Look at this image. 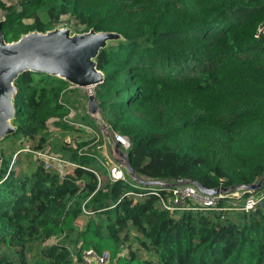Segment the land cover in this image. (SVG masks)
I'll list each match as a JSON object with an SVG mask.
<instances>
[{"label": "trees", "instance_id": "1", "mask_svg": "<svg viewBox=\"0 0 264 264\" xmlns=\"http://www.w3.org/2000/svg\"><path fill=\"white\" fill-rule=\"evenodd\" d=\"M15 1L0 0L6 43L50 31L62 16L78 33L120 35L94 58L103 79L93 94L103 124L132 143L140 178L214 189L262 176L264 0ZM13 85L17 128L0 139V264H78L88 249L108 252V264H264V182L242 194L263 195L254 211L226 210L228 197L222 210L169 213L152 194L128 196L141 189L128 176L99 185L91 170L105 171L97 152L80 151L84 142L51 144L76 165L59 176L17 145L25 138L31 148L48 146L50 118L64 134L82 132L63 121L78 88L34 71Z\"/></svg>", "mask_w": 264, "mask_h": 264}, {"label": "water", "instance_id": "2", "mask_svg": "<svg viewBox=\"0 0 264 264\" xmlns=\"http://www.w3.org/2000/svg\"><path fill=\"white\" fill-rule=\"evenodd\" d=\"M2 21L0 22L1 26ZM113 32H95L93 29L70 35L67 29L54 28L45 33L29 32L17 41L6 43L0 30V139L12 134L17 128L13 124L14 108L12 98L15 92L14 80L24 71L41 72L66 80L76 88L98 85L103 75L96 70L94 58L109 41L119 40ZM86 113L95 119L104 130L109 144V156L128 176L141 187L173 188L190 185L208 196H228L236 191L255 194L264 182V173L251 185L232 187L220 186L206 189L198 182L181 179L147 180L140 178L131 167L129 152L123 151L113 140L111 132L103 122L94 117L98 114L94 94L87 96Z\"/></svg>", "mask_w": 264, "mask_h": 264}, {"label": "built area", "instance_id": "3", "mask_svg": "<svg viewBox=\"0 0 264 264\" xmlns=\"http://www.w3.org/2000/svg\"><path fill=\"white\" fill-rule=\"evenodd\" d=\"M71 114L72 113L70 110L69 114L67 115V117L63 119V121L71 126H74L82 130L83 132L85 131L84 135H91V139L93 140L92 143L97 142L100 138V135H102V131L101 132L94 131L96 130L95 128L89 127L84 124L71 122L72 120V118L70 120ZM56 122H58L57 118H50L47 121L46 127L48 128L49 126L54 125ZM56 129L58 130V128ZM108 130L111 132L113 140L119 144L120 148L123 151L129 152L131 150L132 143L126 136L115 133L110 129ZM66 138L68 139L66 140L63 139L62 141L63 144H65L68 147H72L74 143L73 140L69 136ZM79 141L81 140L77 139V142ZM25 146L26 147L24 148L20 147L19 148L20 151L31 152L34 158L39 160L46 169L55 171L59 176L70 173L72 169L76 167V165L64 160L59 154L56 153L52 154L46 151L45 149H47V147L31 148L28 145ZM103 149H104L105 160L102 161L100 160V158H98V165L101 167L102 170L105 171V173H102V171L99 170H91V172L97 178L99 185L102 186L108 181L125 182L127 180L126 173L118 164H116L110 158L109 152L107 151L108 149H105L104 146ZM80 151L89 152V150L88 149L86 150V148H81ZM163 192L167 194L166 197L162 196ZM146 194H152L156 196L160 200L162 208L168 211L169 213L175 211L222 210L223 208L220 207L219 205L220 201L228 197L231 198L232 200L228 201L229 204L227 205L226 210L250 212L256 209V207L260 204L263 198V195L247 196L243 198L242 197L243 192L240 191H236L235 193L230 194L228 196H221V195L208 196L200 193L195 187L190 185L178 186L173 188L141 187L139 192L127 193L128 196H133L134 198H142ZM108 262H109L108 252H102L98 254L94 250L88 249L81 254L80 262L78 264H108Z\"/></svg>", "mask_w": 264, "mask_h": 264}, {"label": "rangeland", "instance_id": "4", "mask_svg": "<svg viewBox=\"0 0 264 264\" xmlns=\"http://www.w3.org/2000/svg\"><path fill=\"white\" fill-rule=\"evenodd\" d=\"M16 1L15 0H6V4L7 5H10V4H15ZM0 18H2V13H0ZM57 29H67L68 32L70 33V35L72 34H76L78 33L80 30H81V26H78L76 24V22L67 17V16H62L59 23L57 24L56 26ZM78 91H75V92H71V93H68V98L70 99V101H73L75 100L77 103H76V107L73 106L72 110H71V117H70V120L71 118H75V121L76 122L77 118H84L86 119V121H89L91 123V125H95L98 127V129L94 130V131H102V135H100V138L97 142L95 143H92L93 140L91 139V135H84V132H74V133H71V134H64L65 132L63 130H57L56 127L54 125L52 126H49L44 132H43V136H45L46 138V141H47V144L48 146L47 149H45L46 151H48L49 153H52L54 154L55 152H53L50 148L51 144H56V145H62L63 144V139H68L66 137H70L72 140H73V148L77 146V144L79 142H84V146L82 148H86V150H92L94 152H97L98 153V156L100 158V160L104 161L105 158H104V149H103V146L105 147V149H108L107 151L109 152V142H108V139L105 135V132L104 130H102L98 123L96 122H93V120L95 119H90L88 116H87V113H86V102H87V96L90 95L88 94V92L84 89V88H78L77 89ZM94 93V89L92 90V93ZM89 118L90 120H87V118ZM95 118L99 119V116L98 115H94ZM85 125V124H84ZM16 126V125H14ZM80 130V129H78ZM92 130V128H91ZM77 139H80L81 141L77 142ZM37 140V139H36ZM36 140L34 142H36ZM27 139L23 138L22 140V143H18L17 146H20L22 144L21 147H26L25 145L30 143V142H26ZM23 142H26L23 144ZM50 144V145H49ZM71 147V148H72ZM58 154V153H56ZM61 156V154H59ZM235 193V192H234ZM233 194V193H232ZM243 200V199H242ZM87 220V217L84 215L82 216L79 220H78V224L81 225L83 223H85ZM57 241V238H51L50 240L47 241V245H50V244H54L55 242ZM125 252V251H124Z\"/></svg>", "mask_w": 264, "mask_h": 264}, {"label": "bare ground", "instance_id": "5", "mask_svg": "<svg viewBox=\"0 0 264 264\" xmlns=\"http://www.w3.org/2000/svg\"><path fill=\"white\" fill-rule=\"evenodd\" d=\"M94 88H95L94 86H88V87H85L84 89L88 92V94H91L92 93V90Z\"/></svg>", "mask_w": 264, "mask_h": 264}]
</instances>
